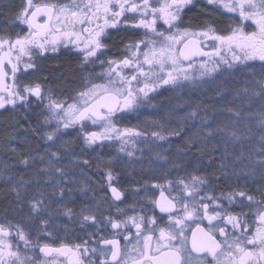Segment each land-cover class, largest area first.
<instances>
[{"label":"snow or ice","instance_id":"obj_1","mask_svg":"<svg viewBox=\"0 0 264 264\" xmlns=\"http://www.w3.org/2000/svg\"><path fill=\"white\" fill-rule=\"evenodd\" d=\"M193 9L206 17L196 25L192 17L185 23ZM224 16L231 22L220 28ZM61 47L77 59L69 70L71 82L79 83L70 95H57L49 80L69 82L59 64L42 80H22L46 72L38 61ZM234 72L247 73L243 84L229 88L221 79L215 95L232 93L248 108L222 109L230 113L226 121L217 120L212 104L197 103L174 126L146 117L121 127L129 114L156 107L152 101L161 90L199 87ZM21 108L29 113L25 131L36 147L16 135L19 121L11 125L0 166V264H264V0H0V110ZM197 120L189 131L187 122ZM69 129L83 141L81 151L118 145L122 155L115 159L129 162L141 138L163 141V152L174 150L170 167L178 175L165 172L152 192L145 182L133 190L136 196L144 191L143 197L117 207L116 217H102L111 238L87 233L58 246L41 242L52 238L47 229L56 215L78 218L82 228L101 224L98 206L84 205L78 214L67 206L76 183L71 168L78 166L71 142L63 139ZM155 155L168 162L162 152ZM113 162L105 179L112 199L123 203L124 191L112 183ZM225 182L228 190L217 195ZM37 221L33 237L25 224Z\"/></svg>","mask_w":264,"mask_h":264},{"label":"flooded vegetation","instance_id":"obj_2","mask_svg":"<svg viewBox=\"0 0 264 264\" xmlns=\"http://www.w3.org/2000/svg\"><path fill=\"white\" fill-rule=\"evenodd\" d=\"M16 3H19V0H15ZM202 2V0H201ZM197 9H193L192 12H189L188 15L185 17V23H188L189 17H192V23L196 25L198 22H202L206 17L204 16H197ZM215 18V17H214ZM221 20V23L218 25L220 28L226 27L231 21L227 18V16L224 17H218ZM18 29H14V31H17ZM112 52H115V49L111 50ZM111 54V52L109 53ZM64 59L70 63H73L74 67L76 66L77 59L74 55H70L67 50H65L63 47H61L59 53H52L51 55L47 54V58H41L38 61V64L40 67L45 69V64L48 62H55L58 60ZM99 71V69H96ZM46 75V72H36L29 76L22 77V80L24 82L29 81H35V80H42L43 76ZM51 81V79H50ZM52 83V81H51ZM79 81L77 80L75 83H71L68 87L63 86L62 83L58 85L57 83V95H61V97L65 95H70L72 93V90L76 88ZM53 84V83H52ZM50 85H45V88L49 87ZM171 90H161L159 94L154 96V99L152 102L156 101H164L167 100V96ZM166 106V105H165ZM167 107V106H166ZM147 108V107H146ZM143 109V108H142ZM142 109L140 110L142 112ZM137 116V115H136ZM141 116V119H139ZM136 119H138V122L143 121L142 115L140 114ZM126 121L121 126H125ZM134 126V125H133ZM141 127V126H140ZM143 127V125H142ZM141 127V128H142ZM92 129L91 126L88 127V130ZM73 137L71 136V148L76 153L75 160L73 161L74 164L78 165L76 167L71 168V171L73 173L72 177L70 179H74L76 183L71 184L70 186L73 188V192L71 194V200L68 202V207L72 208L77 214L80 213L81 208L84 205L89 206H98L99 211L96 212V215L98 219H101V224L99 228L96 225H92L90 222L86 224L83 228L80 225L79 219H74V221H69L66 216L63 214L56 215L51 218L48 231L52 232V238H42L41 242H55V244L58 246L61 240H63L66 243H71L77 240L79 237L87 238V233H97L99 235H104L106 237L111 238L113 235V230L111 229L110 225L105 228L103 226L102 217H106L109 215H112L116 217V208H124L127 205H132L134 201H138L140 197H143L145 195L144 191H141L138 196L133 195V190L136 188L141 187L142 185L147 182V188L149 192H152V185L156 182H163V176L165 172H170L171 177L174 178L178 173L170 167L173 157L175 156L174 150L170 149L168 152H164L163 155L168 157V162L165 163L164 160H158L155 159L154 161L150 160V163L146 161L147 158L144 157H138V153L136 152V156L133 158L135 162H129V158L127 156H123V160H117L115 159L116 156L122 155L118 153V145H114L111 147H104V148H96V151H92V149L85 148L83 151H81L83 146V141L77 138V131H72ZM179 141L173 139L172 143L173 145L178 144ZM164 148H168V144L164 142ZM144 156L143 154H141ZM147 157V156H145ZM71 159V157H67ZM109 159H113L114 162L110 165L111 170L113 172V175L115 179L113 180V186L118 187L119 189L124 191V199L123 203L119 201H114L112 199V196L109 193V189L107 186V180L105 179L106 173L109 170L108 167V161ZM87 160L89 163L88 165H84L83 161ZM145 162V163H142ZM92 163L96 165V168L94 172L98 174L101 180V186L102 190L100 192H96L93 195L92 191V180H93V174L91 171ZM251 189H255L256 184L251 183L249 185ZM83 188L87 192V196L83 195L80 191V189ZM51 188L49 187L47 189L48 192H51ZM220 192L217 190V195H219ZM155 195H159V190H155ZM95 197V198H93ZM99 202V204H97ZM146 207H151V205H148L145 201ZM111 206V207H110ZM137 208H139V205H136ZM55 207V205H53ZM93 209L92 207L88 208V212H91ZM24 212H27V209L25 208ZM129 215H131V211L128 212ZM9 218L14 219V221H20L21 215L19 214H13L12 212H9ZM3 216H0V218ZM122 218V217H118ZM23 222V221H21ZM38 221L36 224L28 225L25 224L26 228L30 229L32 232L33 237L36 235V227L38 225ZM206 223V222H205ZM194 227V225H193ZM65 229H67V235L65 233ZM97 236V238H98ZM121 243H123V240L121 239Z\"/></svg>","mask_w":264,"mask_h":264},{"label":"trees","instance_id":"obj_3","mask_svg":"<svg viewBox=\"0 0 264 264\" xmlns=\"http://www.w3.org/2000/svg\"><path fill=\"white\" fill-rule=\"evenodd\" d=\"M57 64L62 66L60 70L64 71L65 75L69 78V82L65 83L64 81L54 80L52 79L51 76H49V80L51 79L53 83V84L51 83L52 85H57V83L58 85H60V83H62L63 86L68 87L72 83L71 82L72 72L69 70V66H71V68H74V65L73 63H70L64 59L55 61L53 63L48 62L45 64V69L47 70L46 74L47 72L51 70L52 66L57 65ZM246 76H247V73L234 72L232 75L225 74L224 77L218 76L215 81H211L207 84L200 85L199 87H194V90H192L190 93L186 92V94H180L178 92H174V93L170 92L169 95L167 96V100L164 101V118L168 119L169 123L174 126L178 122V119L184 116L185 113L191 111V107H194L195 104L197 103L212 104L214 107L218 108L221 105V102H226L228 100L230 101L235 100L233 94L229 92H222V95L220 97L215 95L216 91L218 90V87H222L219 84V82L221 79H226L227 86L229 88H236L243 84V80L246 78ZM174 99H178V101L176 100L174 101ZM240 100H242L244 103L243 98H241ZM253 107L258 108L259 101H255L253 104ZM0 114H1L0 116V143L3 144V141H4L3 136H5V133L8 132V134H10L14 130L11 125L15 124L16 121H19V123L16 124V127H15V131H17L19 130L20 127L24 126L25 124L27 125L28 120L24 118V114L21 111L16 112V113H13L11 111L9 112L0 111ZM133 115L134 113H132V116ZM201 115H203V113H201ZM187 123L189 125V131H192L193 129L191 128V125L193 123H199V121L198 120L188 121ZM90 166H91L90 168L93 174L92 191L94 195L96 192H100L103 188L101 186L102 182L100 180V177L98 176V174L94 172V170L97 169L96 165L92 163V165ZM208 171H211V169H209ZM226 185H227V182H225L224 185H221L218 188V192L227 191L228 189ZM0 187H3V185L0 184ZM4 207H5V203L2 201V198H0V216H3L4 214Z\"/></svg>","mask_w":264,"mask_h":264},{"label":"rangeland","instance_id":"obj_4","mask_svg":"<svg viewBox=\"0 0 264 264\" xmlns=\"http://www.w3.org/2000/svg\"><path fill=\"white\" fill-rule=\"evenodd\" d=\"M52 53H49V55H51ZM211 82V81H210ZM203 85V84H202ZM192 90H194V87H188V86H185L183 88H176L174 90H171V93H174V92H178L180 94H186V92L190 93ZM178 101V99H174V101ZM153 104L156 105V107H144L142 109V112L140 111V114L142 115V119L143 121L145 120V118L147 117L149 120L151 119H160V118H164V99L162 101H154L152 102ZM179 105V104H178ZM177 105V106H178ZM175 106V107H177ZM243 107L245 109L248 108L246 102L243 103L242 100L240 99H235V100H228L226 102H221V105L217 108L218 111L216 112V118L218 121H226L228 116L230 115V113L226 112V111H223L222 109L226 108V107ZM141 110V109H140ZM1 112L3 110H0ZM19 111H21L24 116L25 115H29V113H25L24 109H20ZM3 114V113H2ZM10 114V113H9ZM139 114V115H140ZM1 116V114H0ZM136 116L135 113L134 115L132 116V114H129V117L127 119H125L126 121V124H128L129 127H132L133 125L136 126L139 122H138V119H136L138 116ZM141 119V116L140 118ZM124 121V123H125ZM27 123L29 124L30 121L28 120ZM31 123H35V117H32V120H31ZM27 124V125H28ZM27 125L25 124L24 126L20 127L19 130L16 131V135L17 136H25V137H28L32 143H31V147L35 148L36 147V143H35V137L32 136L31 134V131L28 130V131H25V128L27 127ZM143 125V127H142ZM91 126V125H89ZM140 126L142 127L141 129L142 130H147L149 133L152 129L148 128V129H145V125L144 124H140ZM243 125H241L242 127ZM123 127V126H121ZM92 128V127H91ZM50 130V129H49ZM90 130H95V129H90ZM73 130L69 129L68 132L64 135L63 139L65 141H70L71 142V136L73 137V133L71 134ZM8 135V132L5 133V136H3V144L0 143V166L3 165V163L5 162V160L7 159V150L5 149L4 145H5V138L6 136ZM15 143V141L13 142ZM157 145H160L159 147ZM251 145L246 141L245 142V150H247L248 147H250ZM25 147H27V145H25ZM95 147V146H94ZM235 151L239 152L241 150V145L239 143H237L235 146ZM143 149V151L141 152L140 150ZM163 149H164V142L163 141H158L156 144H153L151 143V141H145L144 138H141L140 140L137 141V148L134 149L133 151L138 153V157L142 158H147L146 161H148V163H150V160L151 159L152 161H154L156 159V153L157 152H162V154H164L163 152ZM141 154H143L144 156H142ZM136 156V155H135ZM147 156V157H145ZM149 158V159H148ZM68 158L65 157V160L63 163H68ZM142 163H145V162H142ZM2 218V217H1ZM28 225H32L30 223H27Z\"/></svg>","mask_w":264,"mask_h":264},{"label":"water","instance_id":"obj_5","mask_svg":"<svg viewBox=\"0 0 264 264\" xmlns=\"http://www.w3.org/2000/svg\"><path fill=\"white\" fill-rule=\"evenodd\" d=\"M109 193H110V195L112 196V194H111L110 190H109Z\"/></svg>","mask_w":264,"mask_h":264}]
</instances>
